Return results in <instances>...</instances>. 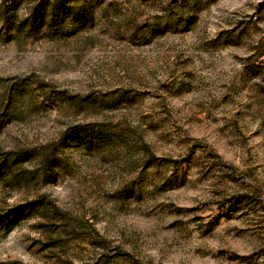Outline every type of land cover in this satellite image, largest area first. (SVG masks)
Returning a JSON list of instances; mask_svg holds the SVG:
<instances>
[{
  "label": "rangeland",
  "instance_id": "1",
  "mask_svg": "<svg viewBox=\"0 0 264 264\" xmlns=\"http://www.w3.org/2000/svg\"><path fill=\"white\" fill-rule=\"evenodd\" d=\"M0 264H264V0H0Z\"/></svg>",
  "mask_w": 264,
  "mask_h": 264
},
{
  "label": "trees",
  "instance_id": "2",
  "mask_svg": "<svg viewBox=\"0 0 264 264\" xmlns=\"http://www.w3.org/2000/svg\"><path fill=\"white\" fill-rule=\"evenodd\" d=\"M35 14H36V12H35ZM37 15H39L38 11H37ZM19 216H20V213H15V215H14V219H16V218L19 217Z\"/></svg>",
  "mask_w": 264,
  "mask_h": 264
}]
</instances>
